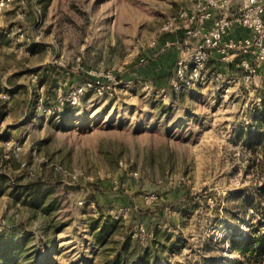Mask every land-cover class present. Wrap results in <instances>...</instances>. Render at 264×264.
<instances>
[{"label": "rangeland", "instance_id": "rangeland-1", "mask_svg": "<svg viewBox=\"0 0 264 264\" xmlns=\"http://www.w3.org/2000/svg\"><path fill=\"white\" fill-rule=\"evenodd\" d=\"M195 4L0 0V264H264L231 247L264 232V65L160 93Z\"/></svg>", "mask_w": 264, "mask_h": 264}, {"label": "built area", "instance_id": "built-area-1", "mask_svg": "<svg viewBox=\"0 0 264 264\" xmlns=\"http://www.w3.org/2000/svg\"><path fill=\"white\" fill-rule=\"evenodd\" d=\"M235 27L248 30L250 35L229 37ZM161 34L149 49L160 55L166 51L178 54L161 94L180 93L209 80L208 64L214 56L225 65L240 67L249 80L257 73L256 63L264 65V0H196L192 10L167 18ZM140 62L145 63L146 58ZM90 81L72 94L74 104L84 91L100 84L96 78Z\"/></svg>", "mask_w": 264, "mask_h": 264}, {"label": "trees", "instance_id": "trees-1", "mask_svg": "<svg viewBox=\"0 0 264 264\" xmlns=\"http://www.w3.org/2000/svg\"><path fill=\"white\" fill-rule=\"evenodd\" d=\"M175 60L176 58L173 60V64ZM171 74L172 67L168 76L170 77ZM231 247L235 253L240 254L248 262L254 260L260 263L264 260V232H261L258 226H253L248 235L233 240Z\"/></svg>", "mask_w": 264, "mask_h": 264}, {"label": "crops", "instance_id": "crops-1", "mask_svg": "<svg viewBox=\"0 0 264 264\" xmlns=\"http://www.w3.org/2000/svg\"><path fill=\"white\" fill-rule=\"evenodd\" d=\"M250 35V32L246 29H243V28H233L229 37H233V38H241V37H245V36H249ZM177 53L173 52V51H166L162 57L163 59L167 60V61H171L173 62V60L177 57ZM211 62H220L219 59L217 58V56H214L211 60ZM227 65V64H226ZM229 66L231 68H233L234 64H229Z\"/></svg>", "mask_w": 264, "mask_h": 264}]
</instances>
